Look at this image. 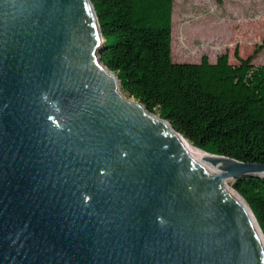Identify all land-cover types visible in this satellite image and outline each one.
I'll use <instances>...</instances> for the list:
<instances>
[{
	"label": "water",
	"instance_id": "95a60500",
	"mask_svg": "<svg viewBox=\"0 0 264 264\" xmlns=\"http://www.w3.org/2000/svg\"><path fill=\"white\" fill-rule=\"evenodd\" d=\"M102 42L90 0H0V264H264L228 186L264 163L188 152Z\"/></svg>",
	"mask_w": 264,
	"mask_h": 264
},
{
	"label": "trees",
	"instance_id": "16d2710c",
	"mask_svg": "<svg viewBox=\"0 0 264 264\" xmlns=\"http://www.w3.org/2000/svg\"><path fill=\"white\" fill-rule=\"evenodd\" d=\"M90 1L103 39L100 62L117 75L128 97L167 120L193 147L264 163V64L252 62L255 53L244 58L236 51V63L227 52L213 62L205 54L198 62H174V0ZM229 183L264 235V177Z\"/></svg>",
	"mask_w": 264,
	"mask_h": 264
},
{
	"label": "rangeland",
	"instance_id": "374dc122",
	"mask_svg": "<svg viewBox=\"0 0 264 264\" xmlns=\"http://www.w3.org/2000/svg\"><path fill=\"white\" fill-rule=\"evenodd\" d=\"M236 51L244 58L255 53L252 62L264 64V0H222L220 4L216 0L173 1L174 62H198L204 54L213 62L227 52L229 61L236 63ZM118 86L120 89V83ZM228 186L234 190L229 182Z\"/></svg>",
	"mask_w": 264,
	"mask_h": 264
},
{
	"label": "bare ground",
	"instance_id": "6f19581e",
	"mask_svg": "<svg viewBox=\"0 0 264 264\" xmlns=\"http://www.w3.org/2000/svg\"><path fill=\"white\" fill-rule=\"evenodd\" d=\"M118 85H119V81H118ZM119 87V86H118ZM119 91H120V89H119ZM120 93L125 97V95L120 91ZM133 98V97H132ZM131 100H134V98L133 99H131ZM150 115L152 116V117H154L155 119H158V117H156V116H154L153 114H151L150 113ZM183 138V137H182ZM183 141H184V144H185V147H186V149H187V151L188 152H190L191 150L194 152V153H196L200 158H202L203 157V155H206L203 151H201V150H199V149H197V148H195V147H193L192 145H190L185 139H183ZM205 161V163L207 164V166L209 167V168H214V165L213 164H210V162H208V161H206V160H204Z\"/></svg>",
	"mask_w": 264,
	"mask_h": 264
},
{
	"label": "crops",
	"instance_id": "0c3cea01",
	"mask_svg": "<svg viewBox=\"0 0 264 264\" xmlns=\"http://www.w3.org/2000/svg\"><path fill=\"white\" fill-rule=\"evenodd\" d=\"M216 59V58H215ZM199 61V60H198Z\"/></svg>",
	"mask_w": 264,
	"mask_h": 264
}]
</instances>
